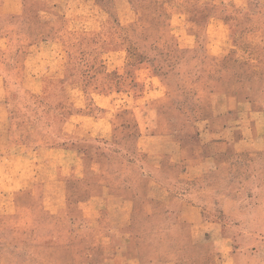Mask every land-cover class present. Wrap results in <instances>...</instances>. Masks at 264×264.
Returning <instances> with one entry per match:
<instances>
[{
  "label": "rangeland",
  "instance_id": "374dc122",
  "mask_svg": "<svg viewBox=\"0 0 264 264\" xmlns=\"http://www.w3.org/2000/svg\"><path fill=\"white\" fill-rule=\"evenodd\" d=\"M4 2L0 264H116L104 254L113 259L126 242L150 251L159 231L120 241L117 225L129 216L124 201L147 189L139 173L185 143L197 145L213 105L236 109L248 99L264 117V0H15L16 14ZM94 158L105 172L84 181L81 171L96 169ZM223 168L212 182L221 196L236 195L242 214L237 222L204 205L205 220L222 227L218 235L233 237L211 241L218 254L230 253L213 264H264V150L245 151ZM58 178H66L70 198L98 196L96 224L67 219V232L83 235L67 241L69 252L40 237L50 217L38 202L31 208L24 195L28 208L12 205L13 191L35 189L40 199L44 181ZM128 230L139 236L141 227ZM189 254L179 264H194L196 250Z\"/></svg>",
  "mask_w": 264,
  "mask_h": 264
},
{
  "label": "crops",
  "instance_id": "0c3cea01",
  "mask_svg": "<svg viewBox=\"0 0 264 264\" xmlns=\"http://www.w3.org/2000/svg\"><path fill=\"white\" fill-rule=\"evenodd\" d=\"M1 8L7 13L20 12V4L15 5V0H5ZM213 107L215 115L205 125V131L198 136L199 143L197 145L194 143V148L191 147V143H185L177 154L172 153L166 158H161L156 165L157 169L151 168V172L145 174L140 172L137 179L145 180L146 191L139 195L137 200L126 199L124 201L129 216L117 222V225L119 224L123 229L121 233L123 236L118 235L120 241L150 238L149 235L157 231L163 237H154V241L158 240V242L153 244L150 251L147 248L133 249L126 242L123 247L119 248V252L115 253L113 259L108 258L107 253L104 254L106 261L111 259L116 264H179L185 257L184 254L188 255L189 250L195 249L196 256L191 259L194 264H213L216 256L230 255L228 251L221 250L218 254L219 251L209 245L211 241L217 244L218 239L228 241L233 237L218 235L222 227H218V221L205 220L203 207L205 205L208 210L213 211L221 208L235 221H240L238 214H242V211L236 195L225 193L221 196L222 189L219 184L212 182L211 176L221 173L223 166L230 168L237 156L245 151L264 150V117L262 110L254 107L253 101L248 99L239 102L236 109L228 105L222 109L217 105ZM67 154L76 156L75 151H69ZM99 161L94 158L96 169L95 167L86 168L85 165V169L81 171V179L96 182L102 178L105 168L101 158ZM168 166L170 169L166 172ZM221 174L224 176V173ZM58 179L59 183L55 182L57 186L49 179L44 181L43 195L40 199L35 189L13 191L12 205L19 209L28 208L29 206L20 201V197L24 195L32 200L31 208H34V204L38 202L41 213L50 217L46 224H41L46 227L41 226L40 237H44L46 241L57 240L59 243H56L55 248L69 252L67 241L75 238V235L83 236L80 230L77 234L67 232L69 230L65 226L69 218H84L91 226L96 224L93 207L95 206L94 200L98 199V196L90 194L86 198H79V196L70 198L71 193L67 188L66 178ZM204 180H206L205 183ZM52 186L56 187L52 189ZM140 202L144 204L140 206ZM149 220L153 221V225L161 223L162 226L150 227L147 223ZM130 224L131 226L136 224L138 230L141 227V231L137 233L139 236H132L133 232L128 230L129 227L131 228ZM44 227L45 235L42 234ZM213 230L217 231L208 238L207 232ZM89 237L90 235H87V238ZM181 239H184L186 243L184 248H181L179 244L176 245V242ZM89 256L92 259L96 255L90 253ZM88 264L96 263L89 262Z\"/></svg>",
  "mask_w": 264,
  "mask_h": 264
}]
</instances>
